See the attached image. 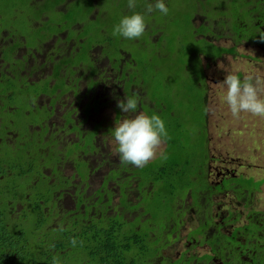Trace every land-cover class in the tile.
I'll use <instances>...</instances> for the list:
<instances>
[{"label":"flooded vegetation","instance_id":"af4514ba","mask_svg":"<svg viewBox=\"0 0 264 264\" xmlns=\"http://www.w3.org/2000/svg\"><path fill=\"white\" fill-rule=\"evenodd\" d=\"M135 3L0 0V264H18L7 236L20 227L41 253L71 264H97L119 244L120 260L140 251L143 264H264V210L253 200L260 187L244 185L253 178L241 171L251 168L246 161L211 155L206 123L207 86L217 83L220 62L236 60L240 44L264 58V0H164L167 15L147 13L156 0ZM134 13L144 15V34L114 37ZM243 27L251 31L241 38ZM174 53L177 67L169 65ZM176 72L185 76L177 87L194 82L205 92L189 109L205 123L179 129L191 162L162 172L163 141L146 166L122 164L116 122L165 113L153 77ZM125 98L137 99L136 113L117 107Z\"/></svg>","mask_w":264,"mask_h":264},{"label":"rangeland","instance_id":"374dc122","mask_svg":"<svg viewBox=\"0 0 264 264\" xmlns=\"http://www.w3.org/2000/svg\"><path fill=\"white\" fill-rule=\"evenodd\" d=\"M118 13L121 14L120 12ZM245 30L247 29L241 28L240 33L243 35H248V32ZM168 39H163V49H168L173 53L175 52L176 47L172 46L171 41L169 43ZM190 41L192 42L191 39ZM237 51L238 58L236 60H234V57H226V59H223L218 67L214 70L217 83H214L213 81L208 82L207 87L209 90L206 98V103L208 106V116L206 120L208 127L207 138L209 140L212 156L216 155L218 158L224 159H229V157L241 158L244 163L246 161V163L251 166V168H244L241 169V171L245 172V175L247 176H252L254 181H258L264 179V118L256 117L249 113L243 112L238 118H234L231 115L227 104L223 100V96L226 93V88L221 87L220 83L223 82L225 76L229 73L239 74L241 80H243L245 76L250 75L254 78H259L262 82H264V58H262L263 53L261 49H257L255 47H245L243 44H240ZM242 54H245V56L248 55V57H259L263 60L260 63L250 62L251 60L249 61V59L243 58ZM189 55L190 53L186 52L185 54L181 55V58L186 60ZM178 60L179 55L174 53L171 60L169 61V65L172 67H177L176 64L178 63ZM169 79H173V84L177 86L180 82L185 80V76L183 73L177 72L173 73L172 75L163 73V77L160 79V85L158 84L159 78L153 81V99L158 101L160 100L161 103L162 99L160 96L168 99L169 103L165 102V106L171 103L175 104V101H173L171 98L170 89H167L169 86ZM156 84L158 85L155 89L154 85ZM261 87V98L264 99V84H262ZM166 90L168 91V98L166 97ZM155 111L156 110L153 109L152 115L157 112ZM157 114L159 115L158 112ZM184 124L188 129H190V126L187 124L185 119ZM163 149L164 143L162 142V144L157 149L156 156L160 155ZM187 152L188 150L185 151V153ZM180 158L181 159H177V163L182 162L184 159V157ZM258 186L260 188L253 197L254 206L257 209L264 210V182H260Z\"/></svg>","mask_w":264,"mask_h":264},{"label":"clouds","instance_id":"9594fccd","mask_svg":"<svg viewBox=\"0 0 264 264\" xmlns=\"http://www.w3.org/2000/svg\"><path fill=\"white\" fill-rule=\"evenodd\" d=\"M135 6V0H128L130 9ZM146 10L147 13L159 10L163 15H167L169 12L164 0H156L154 6L148 4ZM145 30L144 15L134 13L123 17L114 26L112 35L134 40L140 38ZM260 39L264 42V36ZM262 84L264 82L259 78L250 75L245 76L243 80L236 74L229 73L225 76L220 86L226 88L223 100L234 118H238L242 112L264 118V99L261 98ZM137 106L136 98H125L117 104V107L125 114L136 113ZM112 136L117 145L116 151L119 154L120 162L142 168L155 158L157 149L163 140L168 138V133L165 123L159 115L148 116L139 112L130 118L116 122ZM71 244L73 247L76 246L75 238L71 240ZM50 247H54V245H50ZM53 264H60L58 257H53Z\"/></svg>","mask_w":264,"mask_h":264},{"label":"trees","instance_id":"16d2710c","mask_svg":"<svg viewBox=\"0 0 264 264\" xmlns=\"http://www.w3.org/2000/svg\"><path fill=\"white\" fill-rule=\"evenodd\" d=\"M246 28L247 27H243ZM250 29V28H248ZM245 30L246 32H250L251 30ZM241 29L239 30V37H244L245 35H243L242 33H240ZM244 31V30H243ZM184 38V43L189 41L188 37H183ZM187 45V44H186ZM185 45V46H186ZM169 71V69H168ZM163 77L162 73H156L155 76L153 77V81L157 80L159 78V82L160 83V79ZM174 81H172L171 79L168 82V87L167 89H170V94L172 93V91H175L176 93H184V95L182 96H177L173 95L171 96L172 100L174 101V99H176L175 97L177 96V100L175 101V103L177 104H168L165 106L166 103L168 102V99L161 97V101L159 100V107L162 108V110L165 113H162L161 115H159L161 117V119L164 121L165 123V128L167 130L168 133V138L166 140H163L167 147L166 150L164 152V162H166L165 164H163V169L162 172H166L169 171L170 169H176L177 167L181 166V165H186L189 164L191 162L189 157H192V151L188 148H186L185 145H183L182 143H180V130L183 131V129L185 130L184 127V119L187 121V124L190 125H202L205 123V119H204V115L201 112H197L194 114H190L189 113V109L192 108H196L195 106L199 105L198 102H201V96H203L205 94V92L203 90H199V88H196V83L194 82H189L185 89L184 86L181 87H177L176 85L173 84ZM154 85V88H157V85ZM160 85V84H159ZM179 85V84H178ZM176 87V88H175ZM167 94L166 97L168 98V91L166 90ZM185 97L186 99L191 100V102L188 103H184L183 99H179L180 97ZM160 97L158 96V98L160 99ZM166 102V103H165ZM195 103V105H193ZM198 103V104H197ZM189 104V105H187ZM193 105V106H192ZM164 108L169 111L173 112V115H171V117L167 116L170 113H167ZM156 115L157 112L155 113ZM172 118V121L170 120ZM170 123V124H168ZM171 130V131H169ZM187 130V129H186ZM204 141V138H201ZM200 140V138H199ZM187 153H185V151H187ZM180 157H184L186 158V162L184 160H182V162L177 163V159H181ZM184 169L186 171H192V166L190 168H186L184 167ZM260 182H264V179L258 180V181H253L252 179L247 180L244 185L247 187H250L251 189H256L259 188V183ZM17 224V223H15ZM1 233V232H0ZM2 234V233H1ZM7 235L5 234V237ZM11 237V240L13 242V253L16 254V257H18V264H53V257L56 255L55 254H50V253H41L40 252V245H37L36 243V239L34 240L31 236L30 239L27 237L26 235V231L23 230L21 227L20 228H14L13 232L7 236V238L9 239ZM119 245H115L114 247L109 248L108 250H106L105 252V260H101L99 261L97 264H143V257H142V253L140 251H137L134 255L133 258L132 256L130 257V259H125V260H120L119 259ZM23 247H27L28 249L25 251V253L28 255L27 257H19L18 252L23 248ZM140 248V247H139ZM133 247L131 245H126L125 246V252L126 251H132ZM60 264H71L69 263L68 259H59ZM62 262V263H61Z\"/></svg>","mask_w":264,"mask_h":264}]
</instances>
